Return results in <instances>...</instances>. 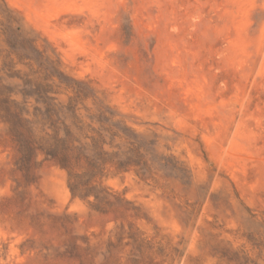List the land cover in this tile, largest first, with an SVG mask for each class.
<instances>
[{
	"label": "rangeland",
	"instance_id": "rangeland-1",
	"mask_svg": "<svg viewBox=\"0 0 264 264\" xmlns=\"http://www.w3.org/2000/svg\"><path fill=\"white\" fill-rule=\"evenodd\" d=\"M0 264H264V0H0Z\"/></svg>",
	"mask_w": 264,
	"mask_h": 264
},
{
	"label": "trees",
	"instance_id": "trees-1",
	"mask_svg": "<svg viewBox=\"0 0 264 264\" xmlns=\"http://www.w3.org/2000/svg\"><path fill=\"white\" fill-rule=\"evenodd\" d=\"M7 110H5L6 112ZM8 112V111H7ZM13 128L12 130L15 133L16 138L18 139V142L20 144V148L22 150V152L26 155V154H30L32 153L33 149V143L30 140V138H28L24 133V130H20V124L17 123V125H19V127H17V125L13 124ZM58 131L55 132L54 136L50 137L49 140H43L44 143H42V151L45 152V155L49 158H51L52 160L56 161L58 163V165L60 167H62L63 169L67 170L69 172V176L71 178L74 177V179L76 180H81V178L83 177H88L89 180L87 181V184L85 187H88V185L90 184V182L97 178L98 176L102 175L100 173H102L100 171V173H97V166H94V164L92 163V161L89 160V158H87L85 152H86V147L80 145L78 146L76 143V141H74L71 136L68 134L67 137L65 139H59L58 137ZM93 141V145H94V151L96 152V154L98 156H103L105 153L102 151V148L99 146L100 145V141L92 139ZM85 161L86 162V166L89 167L88 169H92V170H87L86 173L83 176H77L73 174V171L75 169V167L80 163ZM89 171H93V172H89ZM79 187V184L73 185L71 186V190L72 193L75 195V193L77 192ZM86 193H89V190H86ZM87 194L85 196H87Z\"/></svg>",
	"mask_w": 264,
	"mask_h": 264
}]
</instances>
